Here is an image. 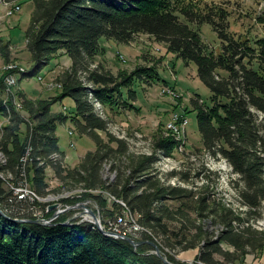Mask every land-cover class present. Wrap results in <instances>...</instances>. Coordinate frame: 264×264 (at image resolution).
Instances as JSON below:
<instances>
[{
    "label": "trees",
    "instance_id": "16d2710c",
    "mask_svg": "<svg viewBox=\"0 0 264 264\" xmlns=\"http://www.w3.org/2000/svg\"><path fill=\"white\" fill-rule=\"evenodd\" d=\"M32 1L34 10L26 40L33 63L22 78L35 75L62 54L71 58L72 66L60 78L61 91L56 97L33 99L20 93L23 108L18 110L11 101V111L4 97L0 99V114L8 118L0 134V158H4L0 159V174L7 179L5 182L0 175V264H166L154 253V245L172 262L180 261L171 251L197 247V259L204 264H223L218 255L227 262L244 263L251 254L248 249L262 255L264 231L254 229L250 222L262 215L264 203V35L231 31L230 11L213 0ZM4 2L13 4L15 0H0V6ZM257 22L264 27V7ZM204 24L218 32L221 50L205 42L200 32ZM140 34L165 44L187 64H197L201 80L213 93L211 106L202 99L193 100L202 153L210 152L228 161L237 176L235 186L241 204L248 209L236 211L223 198L212 197L209 190L198 194L166 184L152 171L158 160L154 154L131 155L127 140L109 132L110 121L96 110L91 96L100 100L112 116L140 112L141 107L136 106L138 87L152 86L161 79L163 57L154 56L148 65L115 73L95 65L98 56L106 53L102 39L131 44ZM0 55L5 62L12 61L10 45L1 37ZM5 87L1 79L3 92ZM65 98L73 100L72 110L54 112L53 105ZM69 121L97 146L74 168L66 165V152L60 148L57 133L59 126ZM167 133V137L160 133L154 138L153 148L177 157L183 153L179 141L168 129ZM28 152L29 182L40 196L47 194L52 171L54 177L84 189L80 198H63L69 205L91 200L97 204L104 225L105 219L115 218L127 207L152 233L144 230L139 238L130 235L143 241L135 246L124 238L107 235L92 223H67L72 211L60 215L52 225L19 221L34 216L27 212L30 205L24 200L14 204L9 200L13 190L7 182L20 179L21 158ZM107 161L120 172L113 183L104 179ZM178 175L189 181V174L182 172L173 171L170 177ZM99 189L116 198L110 201L108 194L94 193ZM116 199H122L126 207ZM54 212L49 211L47 218Z\"/></svg>",
    "mask_w": 264,
    "mask_h": 264
},
{
    "label": "rangeland",
    "instance_id": "374dc122",
    "mask_svg": "<svg viewBox=\"0 0 264 264\" xmlns=\"http://www.w3.org/2000/svg\"><path fill=\"white\" fill-rule=\"evenodd\" d=\"M213 1L224 5L230 11L231 31L251 36L264 35V27L257 22V17L264 7L262 0ZM12 3L13 4H3L0 6V34L7 38V41L4 39V43H9L10 45L12 63L15 62L14 64L23 66L24 69L27 68L31 70L33 63L32 53L27 46L25 31L31 23L34 4L32 0H15V2ZM15 3L18 6L20 5V8L14 11L16 6ZM192 25L194 28H197L196 24ZM200 32L205 42L211 48L217 51L221 50V46L223 45L222 40L219 38L218 32L212 25H201ZM10 39L11 41H8ZM102 43L105 45L106 53L98 56L95 65H102L115 73L120 70L132 71L139 66L148 65L151 63L150 60L154 56L157 59L163 57L162 63L159 65L161 79L152 86H146L145 88L141 86L138 87V100L136 106H141L140 112L132 111L127 114L112 116L106 110L103 103L102 109H99L100 105L98 104V99L93 95L91 98L93 100L91 101H93L94 107L100 114H103V117L110 121L109 132L114 136L127 140L130 146L129 153L131 155L150 157L154 154L158 160L152 171L159 174L160 178L166 184L185 187L197 191L198 194H205V191L209 190L212 197L223 198L225 203L227 205L231 204L236 211L248 209L247 206H242L241 204L240 195L235 186L237 176L231 172L233 169L228 161L223 157L215 158L210 152L202 153V138L199 129L198 110L194 107L193 100L202 99L206 105L211 106L213 93L201 80L197 64L194 62L187 64L185 60L178 58L176 54L168 51L165 44L157 42L153 37L147 34H140L131 44H119L116 41L111 42L107 38H103ZM71 66V59L66 54H62L49 66L35 75L25 79L20 75L18 77L19 82L16 85L13 84L11 88L13 93L9 95H11V97L16 96L19 101L20 98L18 95L20 93L33 99L56 97L58 95L57 93L61 91V86H59L60 84L58 82L66 70ZM0 70L2 71V78H5L7 74L6 62L1 55ZM39 74L43 76V79L38 78L37 75ZM84 82L88 81L85 80ZM86 85L90 86V84ZM166 86L177 89L182 97L172 96L171 93H169L170 89H164ZM1 96L6 97L8 94L0 90V97ZM73 107V100L71 98H65L53 105V110L54 112H70ZM173 112L186 114L189 119L185 136V140L188 142L184 143L182 147L179 146V149L183 151V153L176 155L177 157L168 156L162 151L155 152L153 148L155 145L154 138H156V136L160 133H163L166 137L168 136L166 128L168 122L173 118ZM0 117V125L6 124V121L2 119L1 115ZM133 131H136L135 135ZM57 133L60 138V148L67 153L66 165L70 168L77 167L86 153L90 150H95L97 147L96 143L89 136L79 134L71 121L67 124L60 125ZM101 134L106 138L105 133ZM188 154H190V157L186 159ZM104 169L103 175L107 183H113L118 180L120 172L116 170L110 161L105 163ZM173 171L189 174V181L184 180L179 175L170 177ZM53 174L52 171H49L47 180L50 186L46 196H40L33 188L38 194V196L32 194L35 196L32 198L37 200V204L46 208L49 207L50 209L52 205H58L54 209H51L55 212L59 210L60 207L70 208L62 214L72 211V222H88L95 225L90 217L86 218L85 213L83 215L81 204H84L86 207L93 209L102 220L103 216L100 214L97 204L91 200H82V202H78L76 205H69L64 201L63 198H80L81 193L85 191L82 189L81 185L76 188L77 186L72 184V181H63L62 179L54 177ZM29 187L32 188V185H29ZM94 193H106L110 196V201H112V198H116L104 189L94 190ZM39 196L42 199H39ZM125 209L128 222L132 220L131 223H135L133 219L137 221V218L129 214L131 211L128 210V208ZM261 212L262 215L258 217L257 220H252L250 223H252L254 229L264 231V203L261 207ZM88 215L89 214H87V217ZM112 219L113 218L105 219L107 220L106 224L112 221ZM43 220L44 219H40V221L44 222ZM102 225L104 226L103 221ZM176 226H178V228L181 227L180 224ZM105 229H107L106 226ZM144 230L146 231L145 227ZM136 237L139 238L140 236ZM227 249L234 250L233 247H227ZM189 250H192L191 252L194 256L187 258L185 253L182 254L184 250L183 252H181L182 250L180 252L171 251V254H174L176 259L181 262L177 263L198 264L199 259H197V256L200 253V249L192 248ZM248 250L251 254L246 257L244 263H239L238 261L236 263L227 262L219 255L216 256V258L223 262V264H264L262 261L264 260V253L258 255L252 253L253 251H251V249ZM200 264L204 263L200 261Z\"/></svg>",
    "mask_w": 264,
    "mask_h": 264
},
{
    "label": "built area",
    "instance_id": "2783aa9c",
    "mask_svg": "<svg viewBox=\"0 0 264 264\" xmlns=\"http://www.w3.org/2000/svg\"><path fill=\"white\" fill-rule=\"evenodd\" d=\"M6 68H10V75L9 77L4 78V84L8 86V88H10V94H11V81L14 78L17 70H19L20 68H18V66L14 64H6ZM164 89H172L173 92L177 93L179 97H182L181 93H179L177 89H174L170 86H166L164 87ZM11 100H14V97H11ZM18 105L19 104H17V106ZM173 113L182 117L183 126L188 125V117L186 116V114L178 113V112H173ZM185 143H187V140H185ZM29 161H30V152H28L26 156L21 158L22 164H21L20 179L16 182H13L12 184L10 183L11 189L13 190V195H10L9 200L13 204L24 200L26 204L30 205L29 209L28 210L26 209L27 212L28 213L30 212L31 215L34 216V218L50 219V218H47V213L49 212V210L51 211V209L49 207L46 208L42 205H39L36 203V201H32L31 199V193H30V187H29L30 182H29V177L27 173V165ZM116 200L118 201V199ZM118 202H120L122 205L125 206V202L123 201H118ZM69 209L70 208L60 207L59 210L54 212V214L59 213V212L63 213L64 211L69 210ZM27 212L23 211L21 213L25 214ZM58 217H59L58 215H54L53 217H51V219L55 221ZM105 226L108 230L113 231L115 233L133 235L135 237L140 236V234L144 232V226H142L138 222V219H137V223L128 222L127 215H126V209L123 213L118 214L115 218L112 219V221L108 222V224ZM198 263H200L199 260H198Z\"/></svg>",
    "mask_w": 264,
    "mask_h": 264
},
{
    "label": "bare ground",
    "instance_id": "6f19581e",
    "mask_svg": "<svg viewBox=\"0 0 264 264\" xmlns=\"http://www.w3.org/2000/svg\"><path fill=\"white\" fill-rule=\"evenodd\" d=\"M4 4H10V3H8V2H4ZM15 5H16V3H15ZM7 7V6H6ZM17 8H20V5L18 6V5H16L15 6V8H14V11H15V9L17 10ZM11 9V8H10ZM17 13H19V12H17ZM7 14V13H6ZM15 62H13L12 63V61L11 62H6V64H14ZM5 64V63H4ZM14 65H16V66H18V68H20L19 70H17V72L15 73V76H14V78L12 79V81H11V88H12V86H13V84H17L18 83V80H19V76L20 75H23V74H25V73H27V72H29V70L27 69V68H25L24 69V67L23 66H20V65H18V64H14ZM3 66V65H2ZM6 70H7V72L8 71H10V68H6ZM5 73V72H4ZM9 75H10V73H7L6 74V77H9ZM38 76V78H41V77H43L41 74H39V75H37ZM1 79H4V78H2V71L0 70V80ZM41 79H43V78H41ZM57 85H58V83H57ZM60 86V85H59ZM6 89H5V92H6V94H8V96H6L3 100H4V104L6 105V107L8 108V111H11V110H9V106H10V104H11V101H14V103L16 104V106H17V104H19L18 106H17V108H18V110L19 109H22L23 108V104L24 103H22V101H19V99L15 96L14 97V100H11V95H9L10 94V88H8V86H6L5 87ZM171 91V92H170ZM170 91H169V93H171V95L172 96H174V97H176V96H178V94L177 93H175V92H173V90H171L170 89ZM11 93H13V91H12V89H11ZM91 98H92V96H91ZM91 100H93V99H91ZM93 102V101H92ZM94 104V103H93ZM98 104L100 105V107H99V109L101 108L102 109V102L100 101V100H98ZM14 105V104H13ZM12 105V106H13ZM11 108V107H10ZM13 108V107H12ZM16 109V108H15ZM7 111V112H8ZM17 111V110H16ZM27 112V111H26ZM6 113V112H5ZM19 113V112H18ZM24 113V112H23ZM23 115V114H22ZM101 115H103V114H101ZM21 116V115H20ZM30 118V117H29ZM1 119V118H0ZM2 119H4L5 121H6V123L8 122V118H6V117H3L2 116ZM24 120V119H23ZM26 122V121H25ZM35 123V122H34ZM188 123H189V119H188ZM5 125L6 124H3V125H0V134L1 135H3V133H4V131H5ZM36 127V126H35ZM167 129H168V131H170L173 135H174V137H175V139L176 140H178L179 141V146L180 147H182L183 146V144L185 143L184 141H185V136H186V131H187V126H183V122H182V117L181 116H178V115H176L175 113L173 114V118L169 121V123L167 124ZM33 130V129H32ZM32 146V145H31ZM29 147V146H28ZM31 148V147H30ZM1 150V149H0ZM3 150V149H2ZM31 150V149H30ZM32 152V151H31ZM30 152V153H31ZM2 157V156H1ZM8 157V156H7ZM1 159V158H0ZM1 160H4V158H2ZM34 160V159H33ZM47 161V160H46ZM19 163V162H18ZM32 163V162H31ZM40 164V163H39ZM5 165V164H4ZM43 166V165H42ZM5 171H6V169H5ZM13 171V170H12ZM232 172V171H231ZM1 173V172H0ZM8 173V172H7ZM20 174H21V167H20ZM1 176H3L2 174H0ZM1 178V177H0ZM3 179H5V182L7 181V179H6V177H4L3 176ZM9 180V179H8ZM16 182V181H15ZM10 183L12 184L13 182L12 181H8L7 182V185L11 188V185H10ZM31 185V184H30ZM31 187V186H30ZM30 193H31V199H32V201H36L37 202V200H35L34 198H32L34 195H32V194H36V196H38V194L34 191V189L33 188H30ZM35 197V196H34ZM39 199H42L40 196H39ZM39 199H38V201H39ZM46 199H47V197H46ZM50 200V199H49ZM48 200V201H49ZM59 200V199H58ZM118 201H122V200H120V199H118ZM53 202V201H52ZM124 202V201H123ZM230 205V204H229ZM125 207H126V203H125ZM127 208V207H126ZM129 210V209H128ZM129 214H131L132 215V217H134V214L132 213V212H130ZM89 217V216H88ZM132 222V220H130L129 221V223H131ZM133 222H135V223H137V221H136V219L134 220L133 219ZM224 228V227H223ZM147 230V229H146ZM148 231V230H147ZM150 233H152L151 231H149Z\"/></svg>",
    "mask_w": 264,
    "mask_h": 264
},
{
    "label": "water",
    "instance_id": "95a60500",
    "mask_svg": "<svg viewBox=\"0 0 264 264\" xmlns=\"http://www.w3.org/2000/svg\"><path fill=\"white\" fill-rule=\"evenodd\" d=\"M56 206H58V205H56ZM56 206L52 205L51 209H54ZM81 207L83 208V215L85 213L86 218L90 217L92 219L91 221L95 223V226H97L101 231L105 232L107 235H111V236L116 237V238H124V239L128 240L129 242L133 243L135 246H138L141 243H143V241H139L130 235L119 234V233H115L113 231H110L108 229H105V225L104 226L102 225V220L94 212L93 209L86 207L84 204H81ZM0 210L2 211L1 208H0ZM87 214H89L90 216L88 215L89 217H87ZM54 215L60 216V215H62V213L59 212V213H55ZM71 220H73L72 217L67 221V223L72 222ZM19 221H21V222H32V223H42V224H46V225H52L54 222V220H52V219H44L43 220L44 222H42V221H40V219H37V218H22ZM154 246H155V250H153L154 253L158 254L164 260V262L166 264H180L177 262L170 261L167 258V256L164 255V253L160 250V248L158 246H156V245H154ZM198 264H200V263H198Z\"/></svg>",
    "mask_w": 264,
    "mask_h": 264
},
{
    "label": "crops",
    "instance_id": "0c3cea01",
    "mask_svg": "<svg viewBox=\"0 0 264 264\" xmlns=\"http://www.w3.org/2000/svg\"><path fill=\"white\" fill-rule=\"evenodd\" d=\"M28 29V28H27ZM26 29V30H27ZM26 32V31H25ZM0 37L4 40V39H6V41H7V38L4 36V35H2V34H0ZM8 41H11V39L10 40H8ZM109 41H113V40H109ZM14 44V43H13ZM71 59V58H70ZM72 61V60H71ZM18 82H19V80H18ZM0 90H1V88H0ZM2 98V96L0 97V99ZM5 98V97H4ZM141 107V106H140ZM1 115V114H0ZM62 150V149H61ZM63 151V150H62ZM67 154V153H66ZM197 248H199V247H197ZM192 250H186V252L184 251H182L183 253L182 254H186L187 255V258L188 257H192V256H194V254L191 252ZM258 260H259V258H258ZM263 262H264V260H262Z\"/></svg>",
    "mask_w": 264,
    "mask_h": 264
}]
</instances>
